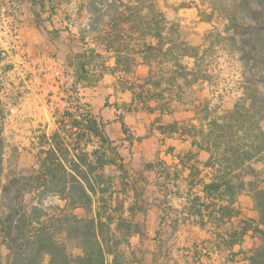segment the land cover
Instances as JSON below:
<instances>
[{
	"label": "trees",
	"instance_id": "16d2710c",
	"mask_svg": "<svg viewBox=\"0 0 264 264\" xmlns=\"http://www.w3.org/2000/svg\"><path fill=\"white\" fill-rule=\"evenodd\" d=\"M127 1L130 6L123 0L109 5L106 0L91 1L90 12L98 14L101 10L94 7L99 6L112 13H103L92 21L105 27L92 30L98 33L92 42L94 47L87 43L85 50L77 54L76 82L92 85L107 73L130 76L138 65H144L149 68L146 76L136 77L135 81L122 80V86L131 91L133 100L144 110L151 112L150 103L154 102L161 113H169L172 102L191 104L189 96L210 83L205 62L216 56L218 40L230 45L243 67L253 63L251 79L243 78L238 83L239 96L233 109L210 108L207 101L203 105L199 102L193 107L192 120L196 124L190 119L160 126L158 130L162 135L179 133L190 138L193 146L209 154L203 163L209 171V182L198 181L204 200L197 196L192 201L198 217L203 219L205 212L218 225L230 223L240 215L235 208L237 198L243 194L252 197L257 218L244 219L238 228L224 232L217 226L219 241L215 249L220 252L226 248L230 264H236L238 256L245 264H264V189L246 181L247 177L258 176L252 164L264 162V0H209L212 11L205 21L226 24L222 32H209L200 46L183 41L176 26L168 28L169 22L154 1ZM104 18L107 20L101 25ZM205 45L208 47L201 52ZM110 53H114L115 59L112 67L108 66ZM95 57L100 59L99 64L94 62ZM186 60L194 61L192 68H188ZM70 105L71 110L65 109L60 123L67 127L69 136L77 137L76 141H66L54 133L34 176L4 175L0 145V239L8 252L5 263L0 260V264H134L129 241L104 239L102 230L110 231L109 223L100 221L99 212L96 217H89L93 204L106 206L112 196L109 192V199L105 197L109 190L101 188L108 180L103 176L104 169L115 166L125 172L124 164L105 136L103 124L90 115L88 106L77 97ZM122 129L128 133L123 123ZM84 137L98 142L90 153L80 148ZM30 185L40 197L56 196L65 203L49 224H33L26 215L24 196ZM110 185L112 188L113 184ZM78 208L86 211V218L66 213ZM248 233L259 238L260 245L247 252H232ZM62 234L65 239L60 238ZM68 238L75 241L81 255L70 253Z\"/></svg>",
	"mask_w": 264,
	"mask_h": 264
},
{
	"label": "rangeland",
	"instance_id": "374dc122",
	"mask_svg": "<svg viewBox=\"0 0 264 264\" xmlns=\"http://www.w3.org/2000/svg\"><path fill=\"white\" fill-rule=\"evenodd\" d=\"M91 1L0 0V145L4 175L34 176L44 157L42 152L47 149V142L51 141L54 133L66 141H76L77 137L69 136L67 127L60 122L65 109L70 107L71 110L73 98H78L76 91L70 88L78 62L77 54L85 50L87 43L94 47L92 42L98 33L92 30L105 27L103 22L107 18L101 20L103 27L93 24L94 18L112 13L99 6L94 7L101 10L98 14L90 12ZM114 1L106 0V4ZM152 1L169 22L168 28L176 26L181 39L191 46L202 45L209 32L214 29L222 32L226 24L205 21V16L212 11L209 0ZM123 2L127 6L131 4L127 0ZM145 13L146 10L142 15ZM218 42L216 56L207 58L205 62L211 81L204 84L201 93L196 90L193 97L189 96L190 108L207 101L210 108L233 109L239 96L238 83L243 78L251 79L255 71L252 62L243 67L228 43ZM207 47L203 46L201 52ZM107 56L111 58V66L115 61L114 53ZM94 62L99 64L100 59L95 57ZM185 64L192 68L194 61L186 60ZM138 73L143 74L144 70ZM81 104L87 105L85 102ZM97 145L95 138L80 140V148L86 153L92 152ZM124 165L125 172H120L115 166L104 169L103 176L108 180L101 188L109 190L105 197L109 199V192L112 196L106 206L93 204L89 215L96 217L99 212L100 221L109 223L110 231L103 228L101 237L129 241L134 264L231 263L226 248L220 252L215 249L219 241L216 227L224 232L228 230L227 223L218 225L207 213L203 219L198 217L193 203L178 201L180 194L172 189L168 178H158L150 173L149 166L130 162ZM154 166L157 168V164ZM258 180V177L246 178L253 183ZM31 186L24 196L26 215L31 217L33 224H49L50 218L57 217L65 203L56 196L40 197ZM66 213L77 218L87 217L82 208L68 209ZM148 216L153 221L152 226L146 225ZM60 238L65 239L64 234ZM260 243L259 240L255 248ZM66 244L73 256L81 255L75 241L68 238ZM7 255L0 239L2 263H5ZM235 260L236 264H241L239 258Z\"/></svg>",
	"mask_w": 264,
	"mask_h": 264
},
{
	"label": "crops",
	"instance_id": "0c3cea01",
	"mask_svg": "<svg viewBox=\"0 0 264 264\" xmlns=\"http://www.w3.org/2000/svg\"><path fill=\"white\" fill-rule=\"evenodd\" d=\"M110 59L108 66L112 67L115 61L110 66ZM142 69L144 73L139 74L138 71ZM148 70L147 66L138 65L134 70V75L103 74L93 85L76 82L75 74H73L70 88L76 91L80 102L87 103L90 115L103 124L102 130L116 147L123 164L130 162L139 165L142 163L149 166L148 171L153 172L158 178H168L172 189L180 194L177 197L178 201L187 200L190 205L197 196L203 201L202 185L198 181L209 182V171L203 167L209 154L193 146L190 138L182 137L179 133L162 135L158 130L160 126L165 127L173 122L192 120L194 118L193 108L188 107L189 104L182 105L172 102L170 112L161 113L156 109V104L151 102L150 106L153 110L149 112L133 100L131 91L122 86V80L135 81L136 77L146 76ZM67 106H69L68 103ZM195 122L196 120H192V123ZM122 123L128 131L127 134L123 132ZM154 164H157V168ZM252 167L258 172L259 180L256 182L258 188L264 189V163L255 162ZM235 208L240 211V215L227 223L230 230L238 228L244 219L257 218L253 199L248 194L237 198ZM146 225H153L149 216ZM258 242L259 238L248 233L243 237L241 244L234 245L232 252H247L254 249ZM236 258H239L241 264H245L242 256Z\"/></svg>",
	"mask_w": 264,
	"mask_h": 264
}]
</instances>
